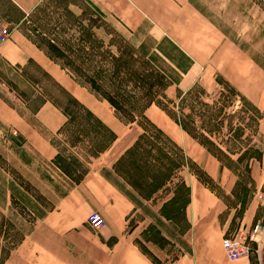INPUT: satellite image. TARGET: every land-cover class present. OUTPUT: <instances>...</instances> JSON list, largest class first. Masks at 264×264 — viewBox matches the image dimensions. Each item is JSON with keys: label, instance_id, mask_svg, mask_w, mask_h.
<instances>
[{"label": "rangeland", "instance_id": "rangeland-1", "mask_svg": "<svg viewBox=\"0 0 264 264\" xmlns=\"http://www.w3.org/2000/svg\"><path fill=\"white\" fill-rule=\"evenodd\" d=\"M122 1L117 0L119 5H122ZM174 1L181 6L180 13H185L187 9L191 14L195 11L198 13L201 20L199 26L203 27L204 32H192L194 22L189 13L176 16L174 21L169 10L159 17L157 27L148 21L137 28V23L132 26L128 19L127 22L120 19L108 0H42L23 25L32 41L44 47L54 41L56 48L49 49L57 56V61L68 66L91 89L90 93H112L118 103L114 112L126 123L129 121L147 128L150 133L147 134L148 141L164 153L169 151L167 147L171 150L174 147L161 135L156 136L153 128L146 125L147 120L141 110L153 103L163 108L160 109L164 113L167 110L166 114L171 118L185 124L191 133L201 134L204 106L200 107L199 102L209 105L205 127L213 134L202 133L201 140L208 151L231 172V179L236 181L235 193H228L221 182L208 179L202 166L184 161L182 153L179 154L176 148L174 150L179 155L175 154L172 159L169 153L164 158L165 189L158 194L152 193L157 185L162 184L161 171L156 174V170L146 165L144 169L146 155L143 146L140 155L138 151H133L117 168L123 173L127 185L119 180L117 184L134 205L128 228L132 233L130 239L142 253L147 229L150 235H158L152 222L161 225L164 235L169 238L186 233L188 188L183 179H189V171L199 173L202 180L218 194L222 200L221 208L224 207L219 215L220 220L235 235L245 233L244 229L237 227L243 209L252 200L263 202V198L254 196V183L249 172L252 158L260 156L257 149H249L257 138L254 135L260 111L245 98L240 99L236 89L217 68L212 70L214 66L211 61L218 56L211 55L207 48H189V45L204 43L205 33L211 36L210 39H217L218 36L239 48L244 55L252 57L264 70V0ZM78 22L82 27L93 30L91 38H95V47L99 52L111 45L114 53L124 54L129 61L124 83L108 81L96 62L98 58L92 62L89 49L81 50L77 39H71L72 35L66 28ZM195 57L199 58L197 66L193 61ZM217 64L222 69L223 59L218 57ZM135 70L142 77L140 81L137 76L134 77ZM23 74H29V82L40 88L34 91L25 87L23 80L0 62V96L16 107L24 101L32 109L48 98L66 114L68 121L56 135H49L59 152L58 158L52 162L46 161L15 129L0 122V264H86L85 257L78 254L81 249L76 247L74 238L71 248L67 246V241L62 245L58 235H46L43 225H34V219L50 210L87 170L86 163L79 161V157L87 160V156H96L100 149L108 145L110 134L78 101L34 65L25 67ZM206 89H210L209 95ZM13 90L19 94V101L12 95ZM224 142L232 150L239 147L246 150L229 154L222 144ZM181 163L183 167L176 169ZM26 185L30 187L29 191L24 188ZM11 195L23 205L24 215L12 206ZM161 198L166 204L158 213L165 221L154 212L158 207L157 200L160 202ZM150 228L154 231L150 232ZM247 231L251 233L250 229ZM166 246L170 258L181 252L171 244ZM46 250L56 256L52 258ZM58 259L60 262H57Z\"/></svg>", "mask_w": 264, "mask_h": 264}, {"label": "crops", "instance_id": "crops-1", "mask_svg": "<svg viewBox=\"0 0 264 264\" xmlns=\"http://www.w3.org/2000/svg\"><path fill=\"white\" fill-rule=\"evenodd\" d=\"M41 1L0 0V26H7L10 31L8 39L0 45V62L10 72L17 74L18 78L23 80L25 87L36 91L40 87L29 82L31 80L29 74H23L25 67L34 65L78 101L80 106L109 132L110 141L97 152L96 156H87V160L79 157V161L86 163L87 170L72 183L50 210L42 216H35L34 225H43L46 235L54 237L58 235L61 244L65 245L67 241V246L70 248L74 246L71 240L75 239L76 247L81 249L78 254L85 257L86 264H264V70L252 57L244 55L239 48L218 36L217 39L215 37L210 39L211 36L205 33L204 43L189 45V48L202 47V50L207 48L211 55L222 58V69L217 67L218 57H216L215 61H211L214 66L212 70L217 68L239 95L260 111L254 135L258 139L256 138L255 143H252L254 150L257 149L260 156L252 158L249 172L254 183V196H260L263 202L252 200L243 209L237 224V227L244 229L245 232H249L247 230H252L256 225L262 227L256 239L250 243L248 256L236 260L227 257L222 247V240L233 237L235 232H230L220 220L219 215L224 208H221L222 200L202 180L199 173H189L190 171L189 179L187 181L183 179L188 188V200L185 205V214L188 215L186 233L172 235V238H169L164 235L161 225L152 222L158 235H150L147 229L144 235V253H142L130 239L132 233L128 228V219L134 205L117 181L126 184L123 173L117 171V168L130 153L138 151L137 154L140 155L143 146L146 155L144 169L147 166L153 171L156 170V174H159L160 170L161 176L164 175L166 154L170 153L171 158L174 159L175 154L181 152L184 161L202 166L207 178L221 182L228 193H235L236 181L231 179V172L226 170L227 168L216 156L186 132L180 122L168 116L157 105L152 103L144 107L142 114L147 120L146 125L153 128L156 136L158 134V137L159 135L162 136L161 138L164 137L174 149L178 150V153L169 147H167L169 151L164 153L158 146L153 145L154 143L147 139V134H150L147 128L120 120L114 108L106 100L94 96L88 89L78 84L66 70L52 61L23 29L24 23ZM108 1L114 6V12L120 19L124 21L128 19L132 26L137 23V28L148 21L157 27L159 17L166 15L169 10L168 13L171 12L174 21L176 16L189 13L194 22L192 32L198 34L204 32L203 27L199 26L201 20L198 18V13L195 11L191 14L188 9L185 13H180L181 6L174 0H124L122 5H119L117 0ZM206 28L210 30L209 27ZM193 61L196 66L199 64V58L195 57ZM209 90H205L206 94ZM12 95L19 101V94L14 90ZM67 121L66 114L48 98L32 109L24 101L16 107L0 96V122L15 129L46 161L56 160L59 154L49 135H56ZM142 141L145 143L142 144ZM153 153L155 155H152ZM180 167H183L182 163L178 164L176 169ZM165 181L167 179L163 176L162 184L157 185L152 193L162 192L165 189ZM150 197L152 196L147 198ZM158 201L159 199L156 204L158 207L153 210L160 216L158 210L165 206L166 201L163 202V199ZM92 212H98L104 219V227L100 230L93 229L87 221L88 215ZM151 230L153 229L150 228V232ZM168 244L179 248L181 252L170 258L169 252L166 251ZM104 249L106 251H103ZM46 253L52 258L56 256L52 251L46 250ZM52 260L56 261V259ZM57 262L60 260L58 259Z\"/></svg>", "mask_w": 264, "mask_h": 264}, {"label": "trees", "instance_id": "trees-1", "mask_svg": "<svg viewBox=\"0 0 264 264\" xmlns=\"http://www.w3.org/2000/svg\"><path fill=\"white\" fill-rule=\"evenodd\" d=\"M72 28H75V30H73ZM70 33H71V39H77V44H80L81 45V50L82 49H89L88 51H90V56H91V60L93 58V61L92 62H95V58L97 57V61L98 62L97 64H100V67H101V71L103 73H105V78L108 80V81H117V83H124V81H126V78H127V71H128V65H129V61L126 59V57H124V54H120V52H117V53H114L111 49V45H110V48L108 47L106 50L105 49H102L101 52H99L97 50V48L95 47V38H91L93 36V30L91 29H86L85 27H82L80 25V23H75V24H72V27L70 25L67 26V28ZM33 42L40 48L44 51V53L52 60L54 61L55 63H57L62 69L66 70L70 76L78 83L80 84L81 86L85 87L86 89H88L90 92L91 89L87 87V85L85 83H83L79 78H77L75 76V74L73 73V71L66 65L64 64H61L60 62L57 61V56L55 54H53L51 52V50L49 48H56V46H53L55 43L54 41H50L49 42V46L48 47H44L42 46L40 43H37V41H34ZM101 43V42H100ZM100 43H99V47L100 46ZM68 44V43H67ZM68 46V45H67ZM98 51V52H97ZM138 57V56H137ZM126 70V71H125ZM133 74H134V77L137 76V78L139 79L138 81H140L142 78L141 75L139 74V71H133ZM99 90V87H95ZM94 94V93H93ZM97 98L99 99H102V100H106L113 108L117 109L118 107V103L116 102L114 96L112 95V93H106V94H103V95H98V94H94ZM236 95L238 97H240V99L242 98V96L239 95L238 92H236ZM75 100V99H74ZM200 100V99H199ZM76 101V100H75ZM151 102H154V100H152ZM200 104V107L201 105L204 106V111L202 112L201 114V118H202V123H201V126H200V132H202L203 134H206V135H212L213 132L212 131H209L206 127H205V124H206V119L208 118L206 116L207 114V111L209 110V105L207 103H202V101L199 102ZM161 108V107H160ZM144 109V108H143ZM143 109L141 110V113L143 112ZM162 110H164L163 108H161ZM167 113V110L165 111ZM116 116L120 119V120H123L121 118V116L119 114H116ZM207 117V118H206ZM177 120V118H176ZM178 121V120H177ZM126 122V121H124ZM129 122V121H128ZM180 122V125L182 126V128L184 130H187L189 133H191V131L187 128V126L185 124H182L181 121H178ZM202 133L200 134H193L191 133V135L197 140L199 141L203 146L205 145V143L201 140L202 138ZM243 143V142H242ZM224 144V147H226L228 150H226L229 154H239V153H242L246 150V148H237L235 150H232L229 145L227 144V142H224L222 143ZM248 147V145H247ZM250 151H254V146L252 144V147L249 148ZM247 149V150H249ZM26 190L29 191V186H25L24 187ZM11 204L14 208H16L18 210V212L21 214V215H24V212H23V205L21 203H19V201L13 196L11 195ZM35 220V219H34Z\"/></svg>", "mask_w": 264, "mask_h": 264}, {"label": "built area", "instance_id": "built-area-1", "mask_svg": "<svg viewBox=\"0 0 264 264\" xmlns=\"http://www.w3.org/2000/svg\"><path fill=\"white\" fill-rule=\"evenodd\" d=\"M10 31L7 26L0 27V45L9 37ZM87 221L95 230H100L104 227V219L98 212H92L88 215ZM262 230L260 225L252 228L251 233H240L233 237H228L223 240L222 246L230 260H236L248 256L250 252V243L256 239V236Z\"/></svg>", "mask_w": 264, "mask_h": 264}]
</instances>
